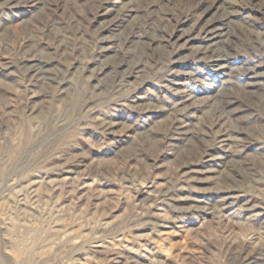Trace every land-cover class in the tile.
<instances>
[{"label": "rangeland", "instance_id": "374dc122", "mask_svg": "<svg viewBox=\"0 0 264 264\" xmlns=\"http://www.w3.org/2000/svg\"><path fill=\"white\" fill-rule=\"evenodd\" d=\"M5 1L0 264H264V0ZM215 3L227 63L176 41Z\"/></svg>", "mask_w": 264, "mask_h": 264}, {"label": "bare ground", "instance_id": "6f19581e", "mask_svg": "<svg viewBox=\"0 0 264 264\" xmlns=\"http://www.w3.org/2000/svg\"><path fill=\"white\" fill-rule=\"evenodd\" d=\"M3 1H5V0H3ZM121 1V0H120ZM144 1V0H143ZM165 1V0H164ZM13 2H21V0H6L5 2H4V4L6 3V4H11V3H13ZM130 2V1H129ZM139 2V1H138ZM149 2V1H148ZM152 2V1H151ZM156 2V1H155ZM154 2V3H155ZM158 2V1H157ZM156 2V3H157ZM158 3H160V2H158ZM169 3V2H168ZM17 4V3H16ZM122 4V3H121ZM128 4V3H127ZM134 5L133 6H136L135 5V3H133ZM167 4V3H166ZM145 5V4H144ZM153 5V4H152ZM125 6H126V4H125ZM128 6V5H127ZM215 7H217V10H216V16H214V18H211V19H207V20H203V17L206 15V14H208V10H204L200 15H198V18L197 19H195V21H194V23L193 24H191V28L189 29V30H182L181 31V33L180 34H177L176 36V41L177 42H181V44L179 45V48H186V47H188V45L190 44V43H192L194 40H197V39H205L206 41H207V44L203 47V46H197L196 48H195V50H196V52H200L201 54H203V57H202V59H211L212 61L214 60V61H216V62H218L219 61V63L220 62H225V63H227V61L230 59V57L231 56H234V54L232 53V51H230L229 49L230 48H235V47H237V45H239V44H236V42L237 41H235V40H233V39H230L229 38V36H226L227 34H226V31L228 30V28H229V24L228 23H230V20L228 19V17H230L229 15V11H227V9H225V8H221L220 6H217L216 5V3H215V5H214ZM145 7V6H144ZM148 7H150V6H148ZM151 7H153V6H151ZM214 7V8H215ZM224 7V6H223ZM125 8V7H124ZM159 8V7H158ZM128 9V8H127ZM130 10L129 11H135L134 10V7H130L129 8ZM156 9H157V7H156ZM153 10V9H152ZM151 11V10H150ZM210 11V10H209ZM137 12V11H136ZM145 13V12H144ZM157 13H158V11H157ZM152 15H154V14H152ZM144 16H146V15H144ZM149 16H151V15H149ZM137 17V16H136ZM172 17V16H171ZM180 17V16H179ZM187 17V16H186ZM211 17V16H210ZM138 18V17H137ZM141 18V17H140ZM154 18V19H153ZM155 18L158 20V21H162V22H165V21H170V17H166V16H164V17H160V16H157V15H154V16H152V21H154L155 20ZM134 19V18H133ZM172 19V18H171ZM232 20V19H231ZM142 21V20H141ZM146 21V20H145ZM123 22V21H122ZM143 22V21H142ZM150 22V21H149ZM221 22H225V23H221ZM154 23H155V21H154ZM130 24V23H129ZM164 24V23H163ZM151 27V26H150ZM167 27H168V25H167ZM166 27V24L164 25V28H167ZM131 28V27H130ZM134 28V27H133ZM129 29V28H128ZM127 29V30H128ZM121 30V29H120ZM130 30V29H129ZM132 30V29H131ZM130 32V31H129ZM245 32V31H244ZM253 32H254V30H253ZM251 30H249V31H247V33L244 35V36H246L247 38H250L249 37V33H250V35L253 33ZM122 33V32H121ZM134 33V32H133ZM118 34V33H117ZM140 34V33H139ZM139 34H136L135 35V37H137V38H141V36L139 35ZM173 34V33H172ZM122 35V34H121ZM132 36H133V34H131ZM160 35V34H159ZM241 35V34H240ZM257 35V34H256ZM116 36H118V35H116ZM115 36V37H116ZM144 36H146V35H144ZM252 36V35H251ZM259 36H261V35H259ZM259 36L257 35L256 37H255V40L256 39H258V40H256L257 42H260V46L261 47H263V45L262 44H264L263 43V41L261 40V38H259ZM111 37V36H110ZM104 38V37H103ZM118 38V37H117ZM170 38H172V37H170ZM132 39V38H131ZM139 39H138V41H139ZM159 39H161V41H168L169 39H167V37H165V36H158L157 34H155L154 35V37L151 39V41H149L148 43H145V45H146V47H149V46H151V42L152 41H157V40H159ZM133 40V39H132ZM132 40H130L131 42H133ZM150 40V39H149ZM250 40V39H249ZM124 41V40H123ZM255 41V42H256ZM103 42V41H102ZM101 42V43H102ZM139 42H141V43H143V41H139ZM138 42V43H139ZM252 42V45L251 46H253L254 47V41H251ZM256 42V43H257ZM108 43H109V41H108ZM135 43V42H134ZM138 43H136V46H137V44ZM159 43V42H158ZM241 43V42H240ZM130 45H131V43H130ZM116 46V45H115ZM115 46L113 47L112 46V48L111 49H116L115 51H118L119 49H117V46H116V48H115ZM144 46V45H143ZM145 47V48H146ZM107 48V47H106ZM105 48V49H106ZM130 48H132V47H130ZM136 48V47H135ZM113 49V50H114ZM134 51V50H133ZM130 52H132V51H130ZM264 52V51H263ZM116 53V52H115ZM132 54V53H131ZM113 55H114V53H113ZM112 56V55H111ZM111 56H109V59L111 58ZM38 57V56H37ZM117 57V56H116ZM28 58V57H27ZM108 58V57H107ZM29 59V58H28ZM31 59H34V58H31ZM30 59V60H31ZM36 59V58H35ZM38 59H39V57H38ZM112 59V58H111ZM113 60V59H112ZM37 61H40V60H37ZM102 61V60H101ZM111 62V61H110ZM108 60L106 61L105 60V62H102V64H100L99 65V67H100V70L101 71H104L105 69H107V64L108 63H110ZM101 63V62H100ZM136 64H137V61H135V62H133V64H131V65H129V64H120V63H118L117 65H115V66H113L112 67V70L110 69V72H112V73H116L117 71H121L122 72V74H121V76H122V78H129L130 76H132V74H134L135 73V69H136ZM124 65H127V66H124ZM138 65V64H137ZM98 66V65H97ZM218 66V65H217ZM125 67H127V68H125ZM219 67L220 68H227V66H225V64L223 63V65L222 64H219ZM30 71L32 70L34 73H35V76H38V77H42L44 80H46V81H48V82H50V83H52V81L55 79V77H52V76H50V74H49V71L50 70H48V69H46V68H44V66H41L40 65V63L38 64V63H34V64H32V65H30ZM247 71H249V69H247ZM100 72V71H99ZM109 72V73H110ZM137 72H138V70H137ZM107 74V73H106ZM137 74V73H136ZM135 75V74H134ZM133 75V76H134ZM33 76V75H32ZM138 77V76H137ZM36 78V77H35ZM135 78V77H134ZM39 80V79H38ZM60 80V79H59ZM230 80V79H229ZM227 82H228V80H227ZM239 83V82H238ZM254 83V85L255 84H259L260 83V81L259 82H253ZM252 83V84H253ZM261 84V83H260ZM51 85V84H50ZM54 87V86H53ZM182 128V127H181ZM182 130H184L183 131V134L184 135H186V136H188L189 135V133H190V130H187V129H185V127H184V129H182ZM187 139H190L189 137L187 138ZM192 141V140H191ZM194 142V141H193ZM191 144H192V142H191ZM210 146V145H209ZM188 155V154H187ZM195 155V154H194ZM191 163V162H190ZM167 188V187H166ZM169 192V191H168ZM167 193V192H166ZM217 207H219V206H217ZM221 207V206H220ZM245 208V207H244ZM216 210H219V208H216ZM214 211V210H213ZM233 252V251H232ZM244 257V256H243ZM245 258V257H244ZM247 258V257H246ZM263 263V262H262Z\"/></svg>", "mask_w": 264, "mask_h": 264}]
</instances>
